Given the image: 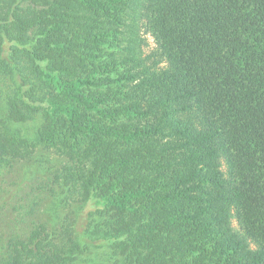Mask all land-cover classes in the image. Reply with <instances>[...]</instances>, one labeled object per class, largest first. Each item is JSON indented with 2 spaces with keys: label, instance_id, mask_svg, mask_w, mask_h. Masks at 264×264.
<instances>
[{
  "label": "trees",
  "instance_id": "1",
  "mask_svg": "<svg viewBox=\"0 0 264 264\" xmlns=\"http://www.w3.org/2000/svg\"><path fill=\"white\" fill-rule=\"evenodd\" d=\"M0 76L9 119L41 111L67 155L53 182L100 205L6 236L1 264H77L86 239L126 264H264V0H0ZM33 153L0 126V167Z\"/></svg>",
  "mask_w": 264,
  "mask_h": 264
},
{
  "label": "rangeland",
  "instance_id": "2",
  "mask_svg": "<svg viewBox=\"0 0 264 264\" xmlns=\"http://www.w3.org/2000/svg\"><path fill=\"white\" fill-rule=\"evenodd\" d=\"M148 40L150 47H153V38L148 35ZM7 83L8 78L0 76L1 129L7 135L27 138L33 144L34 153L31 159L15 160L0 167V264L3 252L1 244L6 236L15 233L21 235L33 223L40 221L52 227L67 221L81 231L91 218L90 212L100 206L93 200L82 206L74 198L64 196L63 187L53 182L55 173L69 159L56 146L47 148L38 143L37 132L45 123L41 111L32 120L14 122L9 119ZM46 183L50 185L46 187ZM84 242V251L79 255L77 264H126L122 256L111 253L106 243L90 239Z\"/></svg>",
  "mask_w": 264,
  "mask_h": 264
}]
</instances>
